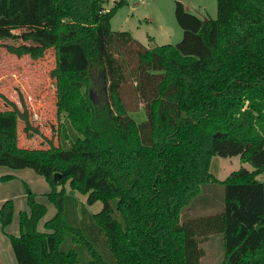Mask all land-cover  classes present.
Listing matches in <instances>:
<instances>
[{
  "label": "trees",
  "instance_id": "1",
  "mask_svg": "<svg viewBox=\"0 0 264 264\" xmlns=\"http://www.w3.org/2000/svg\"><path fill=\"white\" fill-rule=\"evenodd\" d=\"M105 3L0 0V28L30 26L26 38L43 43L7 45L9 53L35 61L53 49L55 106L65 114L59 144L36 149L18 146L17 119L33 129L23 99L22 110L7 101L12 109L0 112V166L42 176L56 207L38 231L46 207L24 184L28 211L19 212V235H8L17 263L199 264L198 239L217 233L220 264H264V182L257 180L264 174V0H216L215 19L175 1L182 38L152 48L112 31L121 2ZM40 29L53 31V40ZM126 85L134 107L125 103ZM139 103L146 120L137 123L127 113ZM212 156H238L252 170L218 181ZM209 184L224 187L222 211L180 223L184 209L213 203L197 199L208 198ZM76 194L86 196L79 207ZM96 202L102 208L90 214ZM12 211L11 200L1 205L2 229Z\"/></svg>",
  "mask_w": 264,
  "mask_h": 264
},
{
  "label": "rangeland",
  "instance_id": "2",
  "mask_svg": "<svg viewBox=\"0 0 264 264\" xmlns=\"http://www.w3.org/2000/svg\"><path fill=\"white\" fill-rule=\"evenodd\" d=\"M175 1H180L187 12L198 18H216V0H143L142 2L106 0L104 7L111 9L118 2H121L110 20L111 30L130 32L133 39L139 44L146 48H152L157 45H175L182 38V29L174 16ZM32 32L35 30L30 26L0 28V112L12 109L7 101L14 103L22 110L20 100L23 99L27 107L30 125L33 129L38 130V134L33 129L25 128L23 122L17 119L18 146L21 148L47 149L50 143L56 146L59 144L58 126L65 120V114L58 113L55 106V81L50 76V71L55 66L53 49H47L42 58L32 61L28 56L17 57L5 48L7 45L32 49L41 46L42 42H34L26 38ZM36 33L41 35L45 41L51 42L53 40V31L51 30L40 29ZM39 60H42L40 64H38ZM123 92L125 103L128 107H134L136 98L131 93L129 85L123 87ZM95 97L98 98L99 95L95 94ZM127 115L137 123L146 120L142 103H139L134 110L129 111ZM240 167L249 171L252 170L248 163H241L238 156L228 158L212 156L209 171L218 181H223L231 172ZM4 176H11L12 179L0 180V196L6 194L15 196L17 206L23 199V196L20 195L21 190L25 193L24 184L32 193L33 190L40 191L44 186L49 187L42 176L27 168L15 170L0 166V177ZM263 177L264 174L259 176V178ZM203 188L211 191L207 195L208 198L205 197V193H201L197 199L201 197L202 199L213 200V203L209 207H203L199 201L191 208L184 209L180 216V223L192 218L218 214L222 211L224 187L219 184H209ZM65 189H68V184L65 185ZM76 197L79 207L82 202H85L86 196L77 194ZM13 201L12 217L15 212ZM45 201L46 207L50 205V208L48 207L47 213L38 222V229L43 231V223L48 218H52V211L56 210V207L49 200ZM101 208V202L87 206L90 214L98 213ZM11 222L12 219L8 225ZM0 228L3 231L6 227L2 229L0 224ZM3 233L8 238L4 231ZM198 242V247L203 251L199 264L221 263L223 248L220 234L214 233L207 238H199ZM104 247L102 246L99 250L105 256L106 248Z\"/></svg>",
  "mask_w": 264,
  "mask_h": 264
},
{
  "label": "crops",
  "instance_id": "3",
  "mask_svg": "<svg viewBox=\"0 0 264 264\" xmlns=\"http://www.w3.org/2000/svg\"><path fill=\"white\" fill-rule=\"evenodd\" d=\"M41 61L42 60H39L38 64H40ZM53 61H54L53 62L54 65H55V57L54 56H53ZM259 176H257V180L261 181V182H264V177L263 178H259ZM48 192H49V187L46 188L45 186L42 187V189L40 191H38V190L34 191L33 190V193L36 196V201L41 203V204H43L45 207H46V204H45L46 201L45 200H48L47 197H46V194ZM20 195L23 196V199L20 201L18 206H17V204L15 202V199H16L15 196H11V194H6V195H3V196H0V207L5 201H8V200L13 201L14 200L13 202H14V211L15 212L13 213L14 216L12 217V222H11L10 225L6 226V228L3 230L7 235H13V236H18L19 235V225H18L19 212L20 211H28V208H27V205H26V200H25L26 199V193H23V191L21 190ZM83 203L84 202H82V204ZM48 207L50 208V205H48L46 207V211H48ZM55 213H56V210L52 211L51 217H53L55 215ZM48 220H49V218H48ZM46 221L47 220H45V222ZM44 223H43V225H44ZM37 229H38V224H37ZM3 231L0 228V264H18L17 261H16V258L14 256V253L12 251L9 239L3 233ZM38 231L44 232L43 230H39V229H38Z\"/></svg>",
  "mask_w": 264,
  "mask_h": 264
},
{
  "label": "water",
  "instance_id": "4",
  "mask_svg": "<svg viewBox=\"0 0 264 264\" xmlns=\"http://www.w3.org/2000/svg\"><path fill=\"white\" fill-rule=\"evenodd\" d=\"M219 136H221V134H219V133H215L214 134V137H219ZM59 177V174H54V177H53V179H56V178H58Z\"/></svg>",
  "mask_w": 264,
  "mask_h": 264
},
{
  "label": "built area",
  "instance_id": "5",
  "mask_svg": "<svg viewBox=\"0 0 264 264\" xmlns=\"http://www.w3.org/2000/svg\"><path fill=\"white\" fill-rule=\"evenodd\" d=\"M123 1H131V0H123ZM138 2H142L143 0H136Z\"/></svg>",
  "mask_w": 264,
  "mask_h": 264
}]
</instances>
